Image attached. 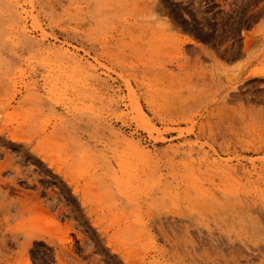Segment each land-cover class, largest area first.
<instances>
[{"label": "rangeland", "instance_id": "rangeland-1", "mask_svg": "<svg viewBox=\"0 0 264 264\" xmlns=\"http://www.w3.org/2000/svg\"><path fill=\"white\" fill-rule=\"evenodd\" d=\"M211 164L264 165V0H0V264H192Z\"/></svg>", "mask_w": 264, "mask_h": 264}, {"label": "bare ground", "instance_id": "bare-ground-1", "mask_svg": "<svg viewBox=\"0 0 264 264\" xmlns=\"http://www.w3.org/2000/svg\"><path fill=\"white\" fill-rule=\"evenodd\" d=\"M188 43L187 40L183 41ZM131 90V89H130ZM141 118L143 112L139 109ZM146 129L152 133L153 128L147 124ZM142 162L148 153L135 146ZM212 175L207 179L214 187L215 175L219 173L221 195L212 194L207 199H188V207H209L219 210L216 224L219 235L203 234L194 239L186 223L185 213L180 212L175 226L177 230L176 244L180 248L179 258L188 256V247L194 242L202 249L200 256L192 258V264H264V165L247 169L245 166H229L211 164ZM193 184L198 182L196 192L201 194L200 178L191 173ZM191 185L192 182H187ZM192 184V185H193ZM223 190V191H222ZM243 192L245 198L239 196ZM190 203L194 204L191 205ZM190 204V205H189ZM190 209V208H188ZM206 258V260H205Z\"/></svg>", "mask_w": 264, "mask_h": 264}]
</instances>
